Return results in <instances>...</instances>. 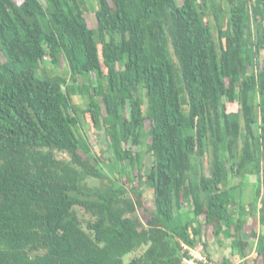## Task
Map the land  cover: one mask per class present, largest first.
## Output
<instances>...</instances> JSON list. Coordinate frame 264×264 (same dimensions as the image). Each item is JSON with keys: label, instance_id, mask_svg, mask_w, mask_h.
Returning <instances> with one entry per match:
<instances>
[{"label": "trees", "instance_id": "trees-1", "mask_svg": "<svg viewBox=\"0 0 264 264\" xmlns=\"http://www.w3.org/2000/svg\"><path fill=\"white\" fill-rule=\"evenodd\" d=\"M210 229L264 264V0H0V264H231Z\"/></svg>", "mask_w": 264, "mask_h": 264}, {"label": "rangeland", "instance_id": "rangeland-1", "mask_svg": "<svg viewBox=\"0 0 264 264\" xmlns=\"http://www.w3.org/2000/svg\"><path fill=\"white\" fill-rule=\"evenodd\" d=\"M90 19V23H92L91 25L93 26L94 25V21L92 20L93 18L92 17H89ZM93 21V22H92ZM214 22V21H213ZM214 29H215V34L216 36L218 35V29L216 28V23L214 22ZM47 72L50 74V75H66V76H69V73H70V70H69V66L66 62H62L61 66L60 67H53V66H50L49 68H47ZM74 100H75V103H77L78 105H80V107L82 109H84L86 107V103L85 101H83L81 98H79L78 96H75L74 97ZM232 110V109H231ZM233 110L235 111L236 108L233 106ZM228 112H231L230 110ZM80 132L82 134H84L86 137H88V139L90 140V142H92V146H93V150L95 151V153L97 155H101V151L105 149V140L103 138V133H104V130L101 131V133H96V131L89 125V124H85L84 127L80 130ZM137 151L139 149H136ZM151 158L150 157H145V160H144V168L143 169H146V170H149L151 168ZM117 166L118 168L115 169L114 173H115V177H119L121 178L123 182L126 181V177L122 176L124 173V171L121 169V165H119V163H117ZM113 176V177H114ZM239 181V177H235L233 180H232V183H231V186H235ZM231 182V180H230ZM87 183L91 186H95V185H99V181L95 180V179H87ZM244 183V185H240V187L238 186L237 189H233L234 192L236 194L239 195V200H241L244 205H250V204H253L255 202V184H256V176L254 175H249V176H246L245 178H243L241 180V184ZM146 199H147V206L151 207L152 206V200H153V192L150 190V191H146ZM144 220V219H143ZM145 221V220H144ZM258 222H257V219H255L253 216L252 218H250L249 220V226L246 228V234L247 236H250V232L252 229L256 230V233L259 234L260 232V226L257 225ZM211 230L209 231V242L211 245H216L215 243V240H214V236H212L211 234ZM256 240L255 238L253 237H249L247 240H249L250 242L252 240ZM225 241V240H224ZM222 241V242H224ZM220 242V243H222ZM219 245V244H217ZM212 246V248L214 249V247ZM227 245H225L224 243L222 244V246H219V251L222 250L224 252V254H226V256L228 258L231 257V254H232V251L234 250L233 249V246H231L229 248V250H225ZM252 248V253H250L249 255V258H248V262L253 260V258L255 257V246L254 247H251ZM146 248H142V249H139L138 251L132 253V254H129L125 257V262H129L130 260H132L134 257L136 256H140L144 253ZM218 251V247L216 249V253L219 252ZM215 253V254H216ZM219 258V257H218ZM235 260V261H234ZM234 260L232 261L234 264H243V260L238 257V258H234ZM252 263V262H251ZM224 264V263H223Z\"/></svg>", "mask_w": 264, "mask_h": 264}, {"label": "built area", "instance_id": "built-area-1", "mask_svg": "<svg viewBox=\"0 0 264 264\" xmlns=\"http://www.w3.org/2000/svg\"><path fill=\"white\" fill-rule=\"evenodd\" d=\"M183 248L188 252V256L184 258L182 264H223L211 260L209 257L204 255L202 252L195 249L194 247L192 248L183 244Z\"/></svg>", "mask_w": 264, "mask_h": 264}, {"label": "crops", "instance_id": "crops-1", "mask_svg": "<svg viewBox=\"0 0 264 264\" xmlns=\"http://www.w3.org/2000/svg\"><path fill=\"white\" fill-rule=\"evenodd\" d=\"M243 178L241 177H239V181H238V183L236 184V185H244V183H242L241 184V180H242ZM256 182H257V179H256ZM260 234V233H259ZM225 244V245H227L226 246V248H225V250L227 251V250H229V248L232 246V243L229 241V240H225L224 242H222V243H220L217 247H218V251H219V246H222V244ZM216 245H214L213 247H214V249H213V251H215V253H216V249H217V247H215ZM217 255L218 256H222V257H225V258H227V260H228V262H230L231 264H234L232 261L234 260V258H238L239 257V255L236 253V251L235 250H233L232 251V254H231V257L230 258H228L227 256H226V254H224V252L222 251V250H220L218 253H217ZM235 261V260H234Z\"/></svg>", "mask_w": 264, "mask_h": 264}]
</instances>
